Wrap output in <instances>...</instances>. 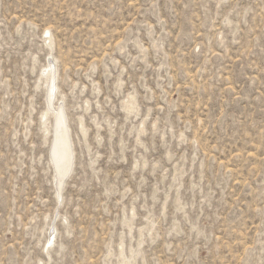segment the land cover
I'll return each mask as SVG.
<instances>
[{"label": "rangeland", "instance_id": "rangeland-1", "mask_svg": "<svg viewBox=\"0 0 264 264\" xmlns=\"http://www.w3.org/2000/svg\"><path fill=\"white\" fill-rule=\"evenodd\" d=\"M0 264H264V0H0Z\"/></svg>", "mask_w": 264, "mask_h": 264}, {"label": "bare ground", "instance_id": "bare-ground-1", "mask_svg": "<svg viewBox=\"0 0 264 264\" xmlns=\"http://www.w3.org/2000/svg\"><path fill=\"white\" fill-rule=\"evenodd\" d=\"M49 45L53 46L52 40H50ZM48 66H49V68L46 67L48 69L47 74H45V81L47 82V85H45V87L47 86V88H48V95L46 94L47 95L48 109H47V112L44 115H42V116H44V118H42V119H44L42 123H43V127L46 131L45 135H48L51 133L50 134L51 135L50 136L51 137V145H50V158L51 159L50 160H51L52 167L54 169V176H55V182H56V187H57V190L56 189L55 190L58 191L59 196H60L62 184H63L65 178L70 174V172H72L71 169H72V164H73V150L76 149V147H75L76 145L74 146L75 148L73 149V145H74L73 143L74 142H71V139H70L71 137H69V133H68V128L71 127V126L68 127V125H71V124H69L67 122L68 120L66 121L64 110H63L62 106L58 103V101H57V103L55 102V95H57V94L52 95L49 93L50 92V82H51L52 75L54 74V68H53V63H50ZM55 74H56V72H55ZM57 98H59V97H57ZM63 102H65V101H63ZM67 116L68 115H66V117ZM67 119H68V117H67ZM70 121H71V119H70ZM50 123H51V127L49 126ZM80 124H81V129H82L81 131H83L84 135H86L85 126L83 124L82 119L80 121ZM72 139H73V137H72ZM75 165H76V163H75ZM51 173H52V171H51ZM66 180H65V182H66ZM56 195H58V194H56ZM48 243L49 244L52 243V235L50 236ZM50 246H51V244H50Z\"/></svg>", "mask_w": 264, "mask_h": 264}, {"label": "water", "instance_id": "water-1", "mask_svg": "<svg viewBox=\"0 0 264 264\" xmlns=\"http://www.w3.org/2000/svg\"><path fill=\"white\" fill-rule=\"evenodd\" d=\"M53 68H54V74H55L54 64H53ZM54 74L52 75V78H51V82H50V92H49L52 95L55 94V92H56V89H55V75Z\"/></svg>", "mask_w": 264, "mask_h": 264}]
</instances>
